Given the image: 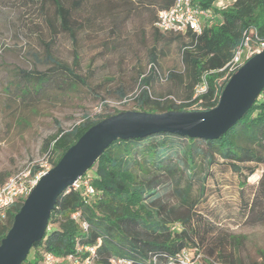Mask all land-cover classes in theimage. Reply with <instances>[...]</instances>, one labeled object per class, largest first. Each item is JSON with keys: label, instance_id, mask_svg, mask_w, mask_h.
<instances>
[{"label": "trees", "instance_id": "obj_1", "mask_svg": "<svg viewBox=\"0 0 264 264\" xmlns=\"http://www.w3.org/2000/svg\"><path fill=\"white\" fill-rule=\"evenodd\" d=\"M32 1L41 2L40 13L52 30L66 33L76 45L80 31L102 29L109 19L111 27L101 43L107 50H118L123 40L116 28L133 16L140 20L149 17L146 20L157 42L168 35L176 36L156 27L159 11L171 6L173 0ZM216 1L200 0L202 6L215 13V19L201 32L189 29L176 33L189 40L181 49L183 68L168 71L166 78L171 84L165 92L155 90V83L162 77L157 46L150 49L149 69L138 72L135 95L128 96L133 86L117 87L120 99L134 100L132 110H209L218 105L223 88L236 71L230 70L228 63L245 34L253 29V43L264 42V0H234L223 7L216 6ZM47 4L52 5V14L47 12ZM146 30L142 26L139 29L141 33ZM46 60L51 64L46 71L20 69L36 93L45 91L56 80L94 90L88 76L80 72L77 48L72 63L52 52L47 53ZM204 82L207 88L196 95L198 85ZM20 89L23 95L31 92L28 84ZM102 106L108 108L104 101ZM119 111L95 117L87 114L69 129L59 127L42 147L50 166H55L92 125ZM221 166H227L237 177L239 189L257 188L252 199L244 202L245 211L263 220L264 173L257 185L248 181L259 166H264V89L246 115L220 138L158 131L112 142L90 168L94 170L91 182L97 193L85 198L80 190L66 188L51 212L46 235L33 244L22 264H46L48 253L58 257L73 254L80 262L93 257L91 264H119L120 259L124 260L122 264H170L185 248L199 253L203 264H242L232 252L235 236L211 218L209 210H201V203L207 202L210 195V180H217V167ZM41 169V163L33 165L34 173ZM10 176L11 172L0 171V182ZM24 200L15 202L7 218L0 221V244ZM75 213L78 218L73 217ZM78 246L95 247V254L79 251Z\"/></svg>", "mask_w": 264, "mask_h": 264}, {"label": "rangeland", "instance_id": "obj_2", "mask_svg": "<svg viewBox=\"0 0 264 264\" xmlns=\"http://www.w3.org/2000/svg\"><path fill=\"white\" fill-rule=\"evenodd\" d=\"M218 1L227 5L234 0ZM46 9L52 14V5L47 4ZM40 12V1L0 0V171H9L11 175L29 162L47 163L50 167L42 147L59 127L69 129L87 114L95 117L103 112L132 109L134 100L120 99L116 89L121 84L133 86L128 96L135 95L139 89L135 79L139 71L149 69L153 46H157L162 76L155 83V90L165 92L171 84L166 78L168 71L183 68L181 49L189 40L186 35L173 33L175 38L168 35L157 42L151 28L144 33L139 31L141 26H147L133 16L116 28L123 40L118 50H107L101 43L111 27L109 19L103 22L102 29L80 31L76 45L66 33L54 32ZM75 48L81 57L80 72L88 76L94 90L56 80L45 91L36 93L32 83L22 77L20 69L48 70V52L72 63ZM25 84L31 89L27 95L20 89ZM103 101L107 109L103 108ZM263 173L264 166H259L249 184L257 185ZM93 174V169L87 171L89 177ZM216 177L217 180H210V195L207 202L201 203V210H209V216L235 236L232 252L239 262L261 264L264 219L256 220L257 215L245 211L244 204L252 199L257 188L239 189L237 177L227 166L217 167Z\"/></svg>", "mask_w": 264, "mask_h": 264}, {"label": "water", "instance_id": "obj_3", "mask_svg": "<svg viewBox=\"0 0 264 264\" xmlns=\"http://www.w3.org/2000/svg\"><path fill=\"white\" fill-rule=\"evenodd\" d=\"M264 89V48L230 77L217 106L209 110H120L92 125L45 171L25 198L0 244V264H22L33 244L46 235L59 195L80 179L117 139L170 131L190 137L220 138L246 115Z\"/></svg>", "mask_w": 264, "mask_h": 264}, {"label": "built area", "instance_id": "obj_4", "mask_svg": "<svg viewBox=\"0 0 264 264\" xmlns=\"http://www.w3.org/2000/svg\"><path fill=\"white\" fill-rule=\"evenodd\" d=\"M218 1V0H217ZM216 1V6L223 7L221 2ZM215 19V13L204 6L200 0H173L171 6L159 11L156 20V27L162 32H186L191 29L196 32H201L203 27ZM254 30L251 29L245 34L242 43L236 49L235 55L228 63L230 70H237L249 57L264 48V42L256 45L252 41ZM207 88V84L198 85L197 94L203 92ZM37 162H29L23 168L12 174L6 181L0 182V221L7 218L10 207L22 198H26L32 188L37 184L45 171L51 168L47 163H41L43 169L33 172V165ZM76 190H80L85 198H90L97 193L96 188L91 182V177L83 175L72 186ZM79 214L75 213L73 217L78 218ZM87 227V223L84 222ZM83 249L95 254V247L78 246V250ZM63 261H70L73 264H91L93 257H87L83 262H80L73 254L67 257H58L48 253L45 256L46 264H58ZM124 260H118L122 264ZM170 264H203L200 259V254H195L189 248L183 249L174 257Z\"/></svg>", "mask_w": 264, "mask_h": 264}, {"label": "crops", "instance_id": "obj_5", "mask_svg": "<svg viewBox=\"0 0 264 264\" xmlns=\"http://www.w3.org/2000/svg\"><path fill=\"white\" fill-rule=\"evenodd\" d=\"M143 17H146V16L143 15ZM148 18H149V17H146L145 20H140L141 17H140V18L138 17V19L140 20V23H141V24H146V26H147L146 28H148V27L150 28V24H149V22H147ZM146 19H147V20H146Z\"/></svg>", "mask_w": 264, "mask_h": 264}]
</instances>
